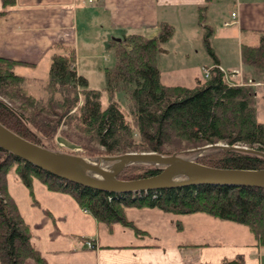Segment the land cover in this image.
Wrapping results in <instances>:
<instances>
[{"label":"trees","instance_id":"trees-1","mask_svg":"<svg viewBox=\"0 0 264 264\" xmlns=\"http://www.w3.org/2000/svg\"><path fill=\"white\" fill-rule=\"evenodd\" d=\"M14 2L2 0L0 14ZM205 7H198L199 22L203 20L201 10ZM202 27V43L213 65L206 77H197L191 86L167 85L160 79L159 46L171 37L172 24L161 20L152 35L130 32L120 39L111 38L108 45L113 48L115 59L112 66L103 69L108 95L104 106L101 91L88 87L86 76L76 70L73 45L52 44L47 78L40 82L48 96L41 97L29 93L25 88L29 78L14 71L17 64L33 63L0 55V122L24 138L48 147L43 137L53 135L62 118L68 116V111L77 103V96L70 100L67 92L77 89L83 100L72 120L74 118L86 133L85 138L95 141L106 153L146 150L168 154L182 145L199 146L219 141L264 152V123L256 114L255 88L251 84H231L226 80L210 42L212 27L207 23ZM240 52L242 63L251 67L256 79L264 82V33L257 44L242 43ZM118 91L129 99L130 121L113 99ZM10 95L19 104L14 105L5 98ZM59 137L67 141L62 134ZM211 147L208 153L195 159L216 167H264V156L260 154ZM142 164L126 166L118 177L131 179L160 170L159 166ZM10 170L27 187L37 178L50 189L70 193L97 221L109 228L117 223L137 236L146 235V230L127 218L125 209L153 207L177 214L201 212L233 221L246 226L257 242L264 244V187L189 184L142 192H109L63 180L0 147V264H25L29 258L40 260L29 226L7 192L6 174ZM241 262V258L235 257L217 264Z\"/></svg>","mask_w":264,"mask_h":264},{"label":"crops","instance_id":"crops-1","mask_svg":"<svg viewBox=\"0 0 264 264\" xmlns=\"http://www.w3.org/2000/svg\"><path fill=\"white\" fill-rule=\"evenodd\" d=\"M228 1L231 8L228 19L232 18L231 12L236 13L231 25L236 27L237 34L241 36L244 32L248 44H257L253 41L256 35L264 33V0ZM218 2L15 0L0 14V55L32 62L29 66H36L41 60L50 57L52 44L56 42L75 47L78 40L77 20L84 13L92 17L86 20L87 24L92 19L91 24L122 38L130 32L143 34L145 30L154 34L159 21L164 20L173 25L170 16H174L176 10H183L187 12V40L190 41L196 29L202 30L203 35V23L209 24L213 31L209 18ZM203 5L206 6L201 10L203 20L199 22L198 7ZM2 9L3 3L0 0V11ZM218 60L223 70L219 57ZM240 61L242 63L241 52ZM204 62V67L213 65V61L210 64ZM189 64L187 62V66ZM23 65L27 64L15 65L14 71L27 76V83L39 88L40 82L45 79L29 75L22 68ZM75 68L79 72V60L76 57ZM239 71L240 74L238 69H234L229 77L225 76L226 80L231 84L244 83L246 75L243 73L251 72V69ZM197 77L203 78V75L200 73L194 76L193 83L187 86L193 85ZM247 77L251 81L255 80L253 75ZM6 188L28 224L32 243L40 256V260L29 258L25 264H217L235 257L242 259L241 264H264V244L257 242L246 226L233 221L221 220L201 212L189 213L186 240L176 241L173 236L185 230L183 223L180 222L179 229L173 223L171 231L170 221L165 222L164 226L158 221L155 230L153 227L152 230L142 228L130 217L131 209H128V218L147 231L146 235L137 236L120 224L115 223L109 228L100 223L73 195L50 189L37 178L27 187L14 171H9L6 174ZM85 240H91L93 246H87Z\"/></svg>","mask_w":264,"mask_h":264},{"label":"rangeland","instance_id":"rangeland-1","mask_svg":"<svg viewBox=\"0 0 264 264\" xmlns=\"http://www.w3.org/2000/svg\"><path fill=\"white\" fill-rule=\"evenodd\" d=\"M230 9H231L230 2L228 0H219V2L217 3V5L215 6L212 12L211 17L209 18L210 24H212L213 26V31L210 36L211 44L214 47L215 54L221 59V64L223 65V71L225 76L227 77H229V75L232 73L234 69H238L239 74H240L239 70L248 71L251 69L250 66L243 65L240 61V45L242 43L249 42L248 38L246 37V33L243 32L241 33L240 36L237 34V29L236 27H234V25L229 24L223 26L224 23L222 25L223 18H225L224 20H228ZM89 18L92 17L88 13L80 14L78 17L77 29H76L78 40H77V44H74L76 47V50L75 47L74 50H75L76 59L79 60V72L82 73L84 76H86L88 80V87L98 89L101 91V102L102 105L104 106L108 102V95L105 90V77H104L103 69L106 66L107 67L112 66V64L114 63V59H115L114 51L113 48L108 45V43L110 37L117 35L114 33L108 34L107 31L103 30L101 27H97L95 24H91L93 23V21H91L92 19L90 20V23L87 24L86 20H89ZM170 20L172 21V23H174L173 33L167 41L161 43L159 46L158 65L161 71V80L165 83L190 85L193 83L194 76H196L197 74L201 73L203 77H206L204 76L205 67L203 66L202 62L205 61L204 63L210 64L213 61V59L211 55L207 52L206 48L202 43V37H203L202 30L196 29V32L194 34H191L190 39L192 40L190 41L187 40V12L183 10H176L174 12V16H170ZM143 34L152 35L153 32L149 30H145ZM260 35L261 34L256 35L255 40H253L254 43L259 42ZM195 49L197 50V52H195ZM187 51H188V58H187ZM187 62H190L188 66H187ZM49 63H50V57L48 56L44 60H41L36 66L23 65V67L22 66L21 67L24 68V70L27 71L29 75L36 77L37 79L38 78L46 79L48 74ZM218 67L220 68L219 65ZM251 72L249 71L247 73H243V75H246V77L247 75L252 77L253 73ZM243 82L247 84H251V86L255 88V97H254L255 110L259 119L264 123V98L263 95H261L264 94V82L256 78L255 80L251 81L249 80L248 77L247 80L243 79ZM25 88L27 91H29V93H33L34 95L40 97L48 96V92H45L40 87L39 88L36 87L35 84H29L26 82ZM67 93H68L67 98L70 100L72 98H76L75 97L76 95L77 103L73 107H71V109L68 111V116L62 118L60 124L56 129V132L47 138L43 137L44 142H47L48 143L47 145H49L48 147L47 146L45 147L53 150L80 155L92 160L98 159L99 156H106V155L114 156L131 151L132 152L146 151V150H139V151L128 150L114 154L104 152L102 146H99L95 141H90L89 139L85 138L86 133H84L81 127H79V125L74 122L75 121L74 118L72 120V115L77 113L78 111L77 108L82 103L83 95L79 93L77 89L74 92H67ZM5 98L9 102L14 103V105L19 104L18 101L15 99V97L11 95L6 96ZM113 99L117 100L121 110L124 111L126 118L130 121L131 114L128 105L129 102L128 97L124 96L122 91H118L113 96ZM54 108L59 110L58 107L56 106H54ZM61 134L62 136L66 137L67 141H64L59 137ZM78 140L85 141V143L83 144L77 143ZM221 144L224 143L219 141L214 144H204L199 146H193V145L191 146L190 144L186 146L182 145L165 155L177 153L183 157L192 158L196 160L195 157H199L200 155H203L206 152L208 153L209 150L212 148L211 146L220 147ZM151 152H155V151H151ZM112 163H113L112 160H101V164L104 167H110ZM151 164L152 163H143L142 165L144 166ZM130 169L131 168H129L128 171ZM10 172H12V170H10ZM123 179H130V178H123ZM128 209H131L129 214L131 215L130 217H133L135 219L134 220L135 223H137V225L142 228L148 227L152 230L153 227V229L155 230L156 229L155 224H157L158 221L162 226H164L165 222L170 221L169 228L171 231L173 223L176 225L177 229L181 227L180 222L183 223L185 226V230L182 232L180 231L177 232L176 234H174L173 237L176 241L186 240L185 237H187V214L164 212L162 210L153 207L141 208L134 206L127 207L125 209L126 213L128 212L127 211ZM126 216L128 218L127 214ZM86 241H91V240H85V244L87 245ZM91 246H93V243L89 247Z\"/></svg>","mask_w":264,"mask_h":264},{"label":"water","instance_id":"water-1","mask_svg":"<svg viewBox=\"0 0 264 264\" xmlns=\"http://www.w3.org/2000/svg\"><path fill=\"white\" fill-rule=\"evenodd\" d=\"M116 39H120L117 37ZM0 147L29 161L51 174L73 183L109 192H137L149 189L181 187L189 184L250 185L264 187L263 168H230L202 164L177 153L169 155L151 151L125 152L114 156L89 159L80 155L49 149L15 133L0 122ZM225 149H237L264 156V152L242 145L221 144ZM101 160H112L104 167ZM159 165V172L131 179L118 177L131 163Z\"/></svg>","mask_w":264,"mask_h":264},{"label":"built area","instance_id":"built-area-1","mask_svg":"<svg viewBox=\"0 0 264 264\" xmlns=\"http://www.w3.org/2000/svg\"><path fill=\"white\" fill-rule=\"evenodd\" d=\"M90 1V0H89ZM236 13L235 12H231V19L230 20H224V25H228L230 23H232L234 21V17H235ZM209 74V68H204V75L207 76ZM87 245H92L91 241H86Z\"/></svg>","mask_w":264,"mask_h":264}]
</instances>
